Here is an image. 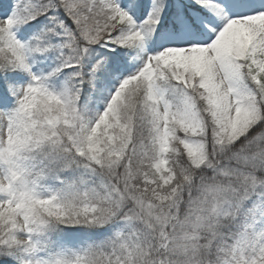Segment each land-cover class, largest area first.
Segmentation results:
<instances>
[{
    "label": "rangeland",
    "instance_id": "rangeland-1",
    "mask_svg": "<svg viewBox=\"0 0 264 264\" xmlns=\"http://www.w3.org/2000/svg\"><path fill=\"white\" fill-rule=\"evenodd\" d=\"M15 3L11 6L10 11L0 12V29H8L7 38L4 41L5 47L9 48L13 52L16 60L20 61L21 64L29 65L30 60L26 48V40H24L17 33L15 28L11 29L12 22L15 19ZM255 14L263 22L249 19H243L241 21L229 19L228 22H224L222 25L221 23L219 25H215V28H219L220 35V38L214 41L217 56L219 57L218 64H221L228 56L241 55L242 53L247 55H257L260 52L264 53L263 11H255ZM218 21H220L219 18H217V24ZM208 24L209 26H212L214 23L210 22ZM171 53L173 52H168L167 55L171 56ZM187 57H189V55H186V61ZM180 58L184 61V53L180 54ZM192 59L193 57H191L189 61ZM197 80L199 82V77H197ZM219 81L220 77H210L208 75H205V77L201 80L202 84L210 85L213 89H215V95L217 97H219L217 92L218 88L221 89V91H224V89L217 86ZM228 104L230 105L228 107V111L217 108V104H211L209 107L212 110L213 115L222 125L225 126L228 119L230 129L233 132H236V128L241 125L243 118L249 117L250 114L249 111L245 110L244 106L240 102V99L236 101L233 96H230ZM104 121L105 117L100 124L95 122L91 127H89L87 136V148L92 151H97L98 153L102 151L98 145L102 144V141L100 140L102 134L101 127L105 126ZM109 143L111 144V141ZM106 150H109V148H106ZM92 151L89 152L92 155H95ZM109 153L110 152H107V154ZM193 159L195 162H200V160H198L195 156H193ZM262 218H264L263 204L258 205L252 212H250L245 220V228L246 230L252 229V235H248L246 232L243 233L245 240L241 241L237 247L235 245L234 255L232 254L233 251L230 253V258H232V260H227L225 264H264V233L257 234L258 230H261L258 224L261 223ZM255 245L259 246L260 250L255 249ZM240 247L247 249V253L244 255L240 254ZM237 250L240 251L237 252Z\"/></svg>",
    "mask_w": 264,
    "mask_h": 264
},
{
    "label": "trees",
    "instance_id": "trees-1",
    "mask_svg": "<svg viewBox=\"0 0 264 264\" xmlns=\"http://www.w3.org/2000/svg\"><path fill=\"white\" fill-rule=\"evenodd\" d=\"M6 66H7V65H5V66H2V67H3V69H5V68H6Z\"/></svg>",
    "mask_w": 264,
    "mask_h": 264
}]
</instances>
